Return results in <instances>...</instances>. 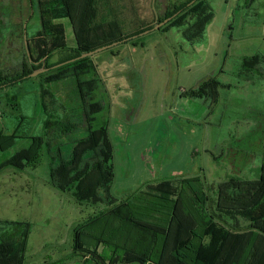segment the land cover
I'll return each instance as SVG.
<instances>
[{"label": "rangeland", "instance_id": "1", "mask_svg": "<svg viewBox=\"0 0 264 264\" xmlns=\"http://www.w3.org/2000/svg\"><path fill=\"white\" fill-rule=\"evenodd\" d=\"M186 1L95 0L93 44L155 27L173 4ZM57 2L0 0V25L5 22L1 8L8 15L9 5L14 7L13 23L2 30L4 39H12L6 40L5 49L0 47V70L16 67L27 56L31 62L55 64L63 58V48L75 46L73 25L63 19L65 10ZM206 2L214 19L195 44L181 30L162 31L163 26L138 37L137 47L126 42L92 56L95 82L83 91L101 111L95 127H106L114 150V180L108 194H101L104 201L80 204L51 181L59 158L69 160L76 141L85 138L82 125L62 142L59 156L56 149L52 154L45 150L35 168L0 172V221L31 226L25 264H94L78 248L75 229L150 186L201 177L216 195L214 190L232 179L259 181L264 166V62L247 69L244 60L264 56V0ZM213 82L220 85L217 93L206 89L202 95V88H213ZM43 86L52 95L47 102L57 100L63 115L65 108H75L67 116L82 122L73 78L47 84L36 77L0 91V130L13 134L19 128L18 135L28 137L43 134ZM28 144L0 153V162ZM102 251L98 247L95 255Z\"/></svg>", "mask_w": 264, "mask_h": 264}, {"label": "trees", "instance_id": "2", "mask_svg": "<svg viewBox=\"0 0 264 264\" xmlns=\"http://www.w3.org/2000/svg\"><path fill=\"white\" fill-rule=\"evenodd\" d=\"M193 1L173 4L159 23L179 14L162 31L177 28L192 44L203 40L207 26L214 19L213 10L206 0H198L189 6ZM57 4L65 10L63 19L73 25L75 46L63 48V58L55 64H49L47 60L31 62L27 56L16 67L1 69L0 91L31 79L28 76L36 71L51 69L38 77L47 84L75 80L82 122L76 124L69 119L68 108L64 115L61 114L64 107H57V100L47 102L52 95L43 86L40 98L45 115L43 134L28 137L18 135L19 128L13 134L0 130V153L29 141L26 147L0 162V172L8 168L19 171L35 168L45 150L52 154L56 149L59 156L62 142L82 125L85 138L76 141L69 160L58 157L60 163L51 169V181L54 180L56 190L72 193L80 204H99L104 201L101 194H108L114 180V150L106 127H95L96 115L101 111L86 100L83 91L86 85L95 82L97 66L93 58L88 57L56 69L53 67L138 36L154 26L116 40L93 44L91 29L96 16L95 0H58ZM9 7L8 15L1 8V18L5 21L0 25L2 39L3 28L13 23L10 18L14 7ZM77 26L80 27L77 29ZM8 39L12 37L0 41L1 48L5 49ZM141 39L131 40L128 44L137 47ZM263 62L261 55L246 58L244 67L253 69ZM213 83V88L204 86L201 94L207 90L217 93L216 86L220 85ZM72 109L75 108L68 112ZM55 177H58V183ZM213 188L201 177L150 186L75 229V242L81 251L89 254L94 264H264V166L259 181L232 179L220 184L214 190L216 195L212 194ZM30 234L31 226L27 222L0 221V264H25ZM98 247L103 251L95 255Z\"/></svg>", "mask_w": 264, "mask_h": 264}, {"label": "water", "instance_id": "3", "mask_svg": "<svg viewBox=\"0 0 264 264\" xmlns=\"http://www.w3.org/2000/svg\"><path fill=\"white\" fill-rule=\"evenodd\" d=\"M196 1L198 0H194L192 3L189 4V6H191L192 4H194ZM179 14V13H178ZM178 14H176L174 17H176ZM174 17H171V18H168L166 19L164 22L162 23H159L157 24L153 29L151 30H148V31H145L143 33H141L140 35L138 36H134V37H131V38H128V39H125L123 41H120V42H116V43H113L111 45H108V46H104V47H101V48H98L92 52H88V53H85L83 55H81L80 57L76 58V59H73L71 61H68V62H65V63H62V64H59L55 67H53V69H56V68H59L63 65H66V64H69V63H72V62H75V61H78V60H81V59H85V58H88V57H92L102 51H106L107 49H111L115 46H118L120 44H123V43H126V42H129L131 40H134V39H137L138 37H143L145 35H148L149 33L153 32V31H156V30H159L161 27L165 26L166 24H168L171 20H173ZM51 69H42V70H39V71H36L34 73H32L31 75L28 76V78H35V77H38L39 75L43 74V73H46V72H49Z\"/></svg>", "mask_w": 264, "mask_h": 264}]
</instances>
